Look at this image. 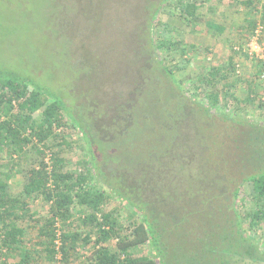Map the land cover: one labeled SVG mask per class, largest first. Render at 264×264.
I'll return each mask as SVG.
<instances>
[{"label": "rangeland", "instance_id": "1", "mask_svg": "<svg viewBox=\"0 0 264 264\" xmlns=\"http://www.w3.org/2000/svg\"><path fill=\"white\" fill-rule=\"evenodd\" d=\"M162 1L0 0V77L16 72L45 82L58 96L68 93L65 99L78 118L88 121L85 129L91 139L86 144L87 135L82 139L69 122L65 131L74 136L73 148H66L64 156L75 160L85 147H93L109 179L122 177L125 190L131 187L143 202L174 214L187 207L200 189L219 195L226 179L235 186L264 171V159L257 161L252 151L257 145L249 146L256 134L250 126L260 124L264 129L262 72L251 54L234 52L249 43L248 20L264 25V0H253L250 6L243 3L247 0H197L190 22L179 18L174 4L161 8L158 15L166 26L157 32L171 27L175 39L195 46L177 74L183 88L189 86L192 92L193 85L188 84L212 65H225L232 58L238 74L230 86L222 89L218 84L221 99L230 90L243 100L250 87L255 89L259 97L254 105L239 103L237 109L236 101H229L232 118L208 112L206 102L194 100V95L181 100L178 84L149 53L146 20ZM160 57H166L162 51ZM256 71L259 75L253 78ZM179 98L185 103L182 108ZM27 157L23 173L12 180L17 191L40 159L32 150ZM243 184L251 195V183ZM218 200L222 203V197ZM119 201L112 199L106 208ZM121 211L126 215L128 210ZM258 237L264 240V229ZM82 260L80 264L86 263L85 257Z\"/></svg>", "mask_w": 264, "mask_h": 264}, {"label": "trees", "instance_id": "2", "mask_svg": "<svg viewBox=\"0 0 264 264\" xmlns=\"http://www.w3.org/2000/svg\"><path fill=\"white\" fill-rule=\"evenodd\" d=\"M243 3L250 6L253 0ZM173 4L179 18L189 22L198 8L197 0H163L150 11L145 37L149 53L170 81L178 84L181 100L194 95V100L199 97L206 102L208 112L215 110L230 118L231 99L237 109L239 103L254 105L259 96L253 87L243 100L230 90L221 99L218 84L224 89L238 74L232 58L225 65H212L208 73L188 84L193 85L192 92L179 84L177 74L188 64L184 58L195 46L175 39L171 27L156 30L166 26L158 19L160 9ZM248 22L247 39L260 25L263 41L264 25L254 19ZM235 50L250 57L248 50ZM161 51L166 57H160ZM251 56L258 61L257 71L263 73L264 60ZM168 59L175 64H167ZM44 83L16 72L0 77V264H80L84 257V264H264V240L258 237L264 229V171L248 175L235 186L226 179L219 195L200 189L191 205L183 206L185 210L158 211L131 187L125 190L122 177L110 172L114 181L109 179L93 147L84 145L83 154L75 160L64 156L74 139L65 127L72 122L82 139L87 135V144L91 139L85 129L88 121L75 115L65 99L68 93L58 96ZM181 100L180 108L185 106ZM250 127L256 134L249 146L257 145L252 151L257 161H263L264 129L260 124ZM30 150L40 159L28 169L17 191L12 180L23 173ZM245 182L252 185L251 195L244 190ZM112 199L120 204L106 208ZM36 204L40 208L35 209Z\"/></svg>", "mask_w": 264, "mask_h": 264}, {"label": "built area", "instance_id": "3", "mask_svg": "<svg viewBox=\"0 0 264 264\" xmlns=\"http://www.w3.org/2000/svg\"><path fill=\"white\" fill-rule=\"evenodd\" d=\"M262 26H258L254 32V35L250 38L249 43L244 48L248 50L251 55L264 60V41H261ZM262 78H264V72L262 73ZM60 243L59 239L56 241ZM60 257V255H59Z\"/></svg>", "mask_w": 264, "mask_h": 264}]
</instances>
